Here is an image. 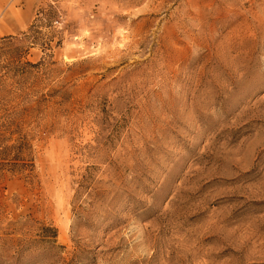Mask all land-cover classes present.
Masks as SVG:
<instances>
[{
    "label": "rangeland",
    "instance_id": "1",
    "mask_svg": "<svg viewBox=\"0 0 264 264\" xmlns=\"http://www.w3.org/2000/svg\"><path fill=\"white\" fill-rule=\"evenodd\" d=\"M3 35L0 264H264V0H0Z\"/></svg>",
    "mask_w": 264,
    "mask_h": 264
},
{
    "label": "trees",
    "instance_id": "2",
    "mask_svg": "<svg viewBox=\"0 0 264 264\" xmlns=\"http://www.w3.org/2000/svg\"><path fill=\"white\" fill-rule=\"evenodd\" d=\"M8 36L6 35H3V36H0V43H2L4 40L7 39ZM0 54H2V52H0ZM1 67H3V65H1ZM2 116L0 115V118ZM6 129V123L5 122H0V139H3L2 136H3V133Z\"/></svg>",
    "mask_w": 264,
    "mask_h": 264
}]
</instances>
